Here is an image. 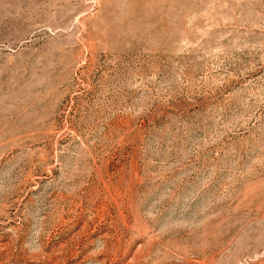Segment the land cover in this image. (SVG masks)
Masks as SVG:
<instances>
[{
	"label": "rangeland",
	"instance_id": "obj_1",
	"mask_svg": "<svg viewBox=\"0 0 264 264\" xmlns=\"http://www.w3.org/2000/svg\"><path fill=\"white\" fill-rule=\"evenodd\" d=\"M0 264H264V0H0Z\"/></svg>",
	"mask_w": 264,
	"mask_h": 264
}]
</instances>
